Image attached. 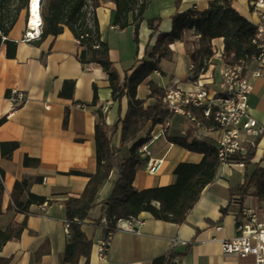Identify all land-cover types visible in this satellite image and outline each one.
I'll list each match as a JSON object with an SVG mask.
<instances>
[{"label":"crops","instance_id":"0c3cea01","mask_svg":"<svg viewBox=\"0 0 264 264\" xmlns=\"http://www.w3.org/2000/svg\"><path fill=\"white\" fill-rule=\"evenodd\" d=\"M149 0L144 19L139 29V42L134 41V26L118 29L114 26L116 5L102 1L97 9V18L103 39L108 43L110 57L120 76L131 72L141 61L147 59L152 51L158 34L168 33L173 28L172 18L179 12L193 8L204 11L211 0ZM233 7L254 25L260 22L259 13L250 10L249 0H234ZM158 31L153 33L150 23ZM27 27L26 15L19 17L10 31L8 39L17 43L15 58L6 56L7 47L0 49V172L4 185L0 215V230L5 231L12 224H22L20 239L7 242L0 250V264H61L68 240L66 228L65 201L70 196H80L89 181V176L97 171V145L95 126L97 111L102 110L106 123L113 126L119 123V109L122 116L128 108V98L113 101L112 89L107 74L98 64L83 65L81 47L73 34L65 28L58 36L40 38L32 43L22 42ZM200 36L188 31L186 42H176L170 46L172 59H163L160 71L151 75L142 83L137 97L145 101L146 106H154L157 101L151 99L149 83L153 82L167 91L195 90L190 75L193 69L189 52L198 45ZM215 57L204 76L208 89L217 90L220 81V69L223 65V39L213 41ZM67 81L75 82L74 98L63 99L59 94ZM212 82V83H211ZM94 87L97 88L99 101L94 104ZM19 90L26 93L28 99L23 106L11 112L10 92ZM252 116L264 125V75L254 80V89L249 98ZM70 117L68 127L64 128L66 110ZM150 125L141 133L148 134ZM122 123L118 124L111 147L117 163L130 157V145L121 143ZM156 133H163L160 125ZM199 139L191 122L177 114L171 120L168 134L160 136L151 144L153 159L163 157L164 165L160 172L151 175L146 162L137 170L134 187L145 190L173 185L176 181L175 169L181 163L199 164L203 155L193 153L168 141V138ZM202 140V139H199ZM206 141V140H205ZM208 141V140H207ZM5 142H18L19 147L11 157L2 155L1 145ZM250 149L234 159L241 166L219 168L214 181L203 191L200 200L188 214L182 225L155 219L149 213H142L143 225L139 233L116 231L113 234L106 259L96 252V244L104 237L101 225L106 218L103 202L112 194L115 182L119 179L118 170H113L97 194L96 206L90 212V218L83 225V231L93 242L88 264H153L158 258L168 257L171 253H186L179 264H254L252 257L239 258L225 255L221 242L237 236V219L241 211L232 203L234 195L240 194L245 183L260 168L264 172V136L255 150L254 157L246 164L244 158ZM28 156L38 159L36 166H25ZM28 181L21 201L30 194L44 197L50 202L33 205L28 217L25 213L11 210V194L16 182ZM242 196V195H241ZM259 200L252 189L242 196L245 207L257 206ZM223 209L226 213L223 214ZM179 244L171 250L173 241ZM40 253V254H39ZM81 258L79 264H86Z\"/></svg>","mask_w":264,"mask_h":264},{"label":"trees","instance_id":"16d2710c","mask_svg":"<svg viewBox=\"0 0 264 264\" xmlns=\"http://www.w3.org/2000/svg\"><path fill=\"white\" fill-rule=\"evenodd\" d=\"M102 1L113 2L116 5L114 26L126 29L134 26V41L139 42V29L144 19V13L149 6V0H43L42 19L43 28L41 38L58 36L67 28L75 37L78 44L85 50L82 53L83 65L98 64L107 74L112 89L114 102L121 105V101L128 98V108L122 116L119 109V123H122L121 143L130 145V157L117 163L111 143L118 124L110 126L106 123L101 109L97 111L95 126V140L97 145V171L89 176L84 192L78 196H70L65 201L66 219L68 223V240L65 250L61 255V264H79L81 258L89 263L93 242L83 231V225L90 218V212L95 208L97 194L101 186L110 179L113 170H118L119 179L115 182L111 196L103 202V209L107 221L102 226L104 237L108 239L117 229L120 219L137 218L142 213H149L155 219L182 225L186 222L188 214L194 209L201 198L205 188L210 185L220 167V159L216 147L210 142L192 138H168V141L185 148L186 150L203 155L199 164L181 163L175 169L176 181L173 185L145 189L142 191L134 187L137 170L147 162L139 153L140 148L150 141L149 132L145 137L141 133L150 125L164 126L167 136L168 126L175 114L170 112L163 103L166 91L153 82L149 83L150 98L156 99L154 106H146L145 101L138 99L139 86L151 75L160 71L163 59H172L173 52L170 46L176 42H186L185 35L188 31H195L200 40L189 52L193 69L191 81H196L205 74L215 57L213 41L223 39V63L226 65H249L253 59L262 52L257 40V25L243 17L234 7V0H211L204 11L196 8L183 13L177 12L173 18V28L168 33H159L152 51L147 54V59L141 61L131 72H126L124 79L120 76L115 64L110 57L108 43L103 39L97 18V9ZM182 0H178L179 6ZM259 0H249L250 10L255 11ZM28 9V3H22L16 10L11 24L5 26L0 20V49L6 45V56L13 59L17 53V43L8 39L10 31L17 23L21 12ZM153 33L158 31L153 22L150 23ZM6 38V39H4ZM75 82L67 81L59 96L63 99L74 98ZM99 101L97 88L94 87L93 103ZM191 112L201 122L208 123L203 117L201 109L191 108ZM70 117L69 109L66 110L64 128L68 127ZM5 119L0 120V125ZM18 142H5L1 145L2 155L9 158L18 149ZM252 148L244 158L247 164L255 154ZM38 159L28 156L24 159L25 166H36ZM0 172V215L4 185ZM28 181L16 182L11 194L12 204L9 210L15 207L16 211L30 214L33 205H44L50 202L44 197L30 194L28 199L21 201L22 194L29 187ZM254 189V195L259 202L264 201V172L258 168L241 189V195H247ZM226 210L223 209V214ZM27 227L26 221L22 224H12L5 231L0 230V250L12 240L20 239L23 230ZM40 254V253H39ZM186 253L173 252L168 257L158 258L153 264H171L175 258H182Z\"/></svg>","mask_w":264,"mask_h":264},{"label":"built area","instance_id":"2783aa9c","mask_svg":"<svg viewBox=\"0 0 264 264\" xmlns=\"http://www.w3.org/2000/svg\"><path fill=\"white\" fill-rule=\"evenodd\" d=\"M42 7V5H41ZM260 22L257 25V40L262 44V52L253 59L249 65H226L223 63L220 69V81L217 90L208 89L205 78L201 75L193 81L195 90L183 92L181 90L167 91L163 97V103L173 114L186 117L196 132L199 139L210 141L218 151L220 167L241 166L244 163H235L233 158L243 154L246 150L257 148L264 136V125H261L251 114L249 98L254 89V80L264 75V0L256 3ZM29 9H27V27L22 37V42L32 43L42 36L43 19L40 11L41 25L37 28L30 26ZM6 39V38H4ZM212 83V82H211ZM28 97L25 92L12 90L9 101L11 112L25 104ZM191 108L201 109L203 117L208 123L197 120L191 112ZM170 123L166 126L169 127ZM163 133H156L155 128L150 129V141L140 148L142 158L147 159V171L151 175L160 172L164 165L163 157L153 159L150 146L164 134V126L160 125ZM232 203L241 208L237 219V236L221 242L223 254L237 256L239 258L252 257L254 264H264V201L257 206L248 208L242 204V196L234 195ZM139 217L120 219L117 221L118 231L139 233L143 225ZM107 225L106 218L101 223ZM66 228L68 223L66 222ZM113 235L108 239L103 237L96 244V252L101 259H106L107 251ZM179 244H186L175 240L171 244V250ZM180 259L175 258L171 264H179Z\"/></svg>","mask_w":264,"mask_h":264},{"label":"rangeland","instance_id":"374dc122","mask_svg":"<svg viewBox=\"0 0 264 264\" xmlns=\"http://www.w3.org/2000/svg\"><path fill=\"white\" fill-rule=\"evenodd\" d=\"M22 3L29 4V0H0V20L3 22V24H5V26H9L11 24V21L16 14L17 8ZM24 15H26L27 17V9H24L21 12L20 18L21 16H24ZM155 127H150L149 131L150 129L155 128Z\"/></svg>","mask_w":264,"mask_h":264},{"label":"bare ground","instance_id":"6f19581e","mask_svg":"<svg viewBox=\"0 0 264 264\" xmlns=\"http://www.w3.org/2000/svg\"><path fill=\"white\" fill-rule=\"evenodd\" d=\"M43 0H29V20L30 26L37 28L41 25L40 11Z\"/></svg>","mask_w":264,"mask_h":264},{"label":"water","instance_id":"95a60500","mask_svg":"<svg viewBox=\"0 0 264 264\" xmlns=\"http://www.w3.org/2000/svg\"><path fill=\"white\" fill-rule=\"evenodd\" d=\"M43 2V1H42ZM41 5H42V3H41ZM28 9H29V5H28Z\"/></svg>","mask_w":264,"mask_h":264}]
</instances>
